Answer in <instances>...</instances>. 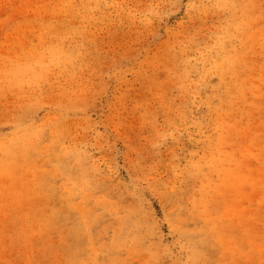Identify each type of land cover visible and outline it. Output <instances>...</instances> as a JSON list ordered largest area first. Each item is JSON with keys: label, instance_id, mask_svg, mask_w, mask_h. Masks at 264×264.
<instances>
[{"label": "rangeland", "instance_id": "rangeland-1", "mask_svg": "<svg viewBox=\"0 0 264 264\" xmlns=\"http://www.w3.org/2000/svg\"><path fill=\"white\" fill-rule=\"evenodd\" d=\"M0 264H264V0H0Z\"/></svg>", "mask_w": 264, "mask_h": 264}]
</instances>
